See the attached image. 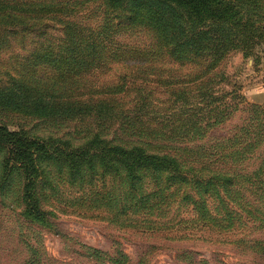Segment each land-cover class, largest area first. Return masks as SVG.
I'll list each match as a JSON object with an SVG mask.
<instances>
[{"label":"trees","instance_id":"1","mask_svg":"<svg viewBox=\"0 0 264 264\" xmlns=\"http://www.w3.org/2000/svg\"><path fill=\"white\" fill-rule=\"evenodd\" d=\"M235 1L0 0V110L34 124L0 122V185L20 174L27 220L50 227L43 207L64 194L133 230L185 214L231 234L243 219L264 223L260 200L239 194L247 189L232 171L199 161L207 149L196 146L235 109L229 94L217 98L219 68L246 37L249 0ZM239 242L264 260V241Z\"/></svg>","mask_w":264,"mask_h":264},{"label":"rangeland","instance_id":"2","mask_svg":"<svg viewBox=\"0 0 264 264\" xmlns=\"http://www.w3.org/2000/svg\"><path fill=\"white\" fill-rule=\"evenodd\" d=\"M257 1H244L246 37L236 39L235 48L219 68L226 81L217 85V98L229 94L226 101L235 109L220 112L196 146L203 148L199 153L207 149L199 161L212 162L218 170L232 171L238 178L236 183L247 189L239 194L258 198L259 203L253 201V206L264 212V104L252 99L264 89V0L260 4ZM8 54L2 53L1 59H7ZM115 75L113 79L117 81ZM104 79L111 77L106 74ZM167 81L172 82V78ZM161 101L170 116L171 99L165 96ZM0 122L16 131L34 126L27 117L4 109L0 110ZM239 128L241 132H237ZM213 144L217 145L209 150ZM6 150L3 148L0 153V162ZM21 182L16 172L10 174L5 185H0V264H264L261 257L244 249L243 242L236 243L264 241V223L243 219L242 225L234 224L236 230L231 234L184 213L188 216L182 214L181 222L173 216L171 224L159 231L133 230L107 221L106 211L68 204L63 194L61 202H56V197L43 207L44 212L54 214L47 216L50 227H43L23 216ZM247 182L253 186H247ZM96 192L102 193L98 189ZM86 193L90 199L95 191ZM71 195L78 197L81 193L74 188ZM94 252L98 255L93 256Z\"/></svg>","mask_w":264,"mask_h":264},{"label":"crops","instance_id":"3","mask_svg":"<svg viewBox=\"0 0 264 264\" xmlns=\"http://www.w3.org/2000/svg\"><path fill=\"white\" fill-rule=\"evenodd\" d=\"M255 103L264 104V89L259 92V95L256 98H252Z\"/></svg>","mask_w":264,"mask_h":264}]
</instances>
